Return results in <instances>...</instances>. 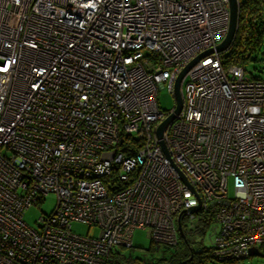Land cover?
<instances>
[{
  "label": "built area",
  "instance_id": "built-area-1",
  "mask_svg": "<svg viewBox=\"0 0 264 264\" xmlns=\"http://www.w3.org/2000/svg\"><path fill=\"white\" fill-rule=\"evenodd\" d=\"M230 19L229 0H0V264H114L135 228L174 246L180 225H215L219 260L262 252L264 78L216 49ZM208 49L159 138V88Z\"/></svg>",
  "mask_w": 264,
  "mask_h": 264
},
{
  "label": "trees",
  "instance_id": "trees-1",
  "mask_svg": "<svg viewBox=\"0 0 264 264\" xmlns=\"http://www.w3.org/2000/svg\"><path fill=\"white\" fill-rule=\"evenodd\" d=\"M239 28L235 39L224 54L226 65L232 62L245 65L249 61H255L259 53L264 54V4L261 0H240ZM207 231L203 228L184 229L185 238L179 237L177 245H164L153 240L148 252L143 258L127 257L121 250H115L114 264H216L221 262H237L244 260L229 259L219 260L214 255L213 246H199L191 238L194 234L204 235ZM259 255L264 254V249ZM248 258V257H246Z\"/></svg>",
  "mask_w": 264,
  "mask_h": 264
},
{
  "label": "rangeland",
  "instance_id": "rangeland-1",
  "mask_svg": "<svg viewBox=\"0 0 264 264\" xmlns=\"http://www.w3.org/2000/svg\"><path fill=\"white\" fill-rule=\"evenodd\" d=\"M145 52V50H143ZM246 72L248 76H260L264 78V54L259 53L258 58L255 61H249L245 64ZM157 99H159V107L161 110H168L174 107L175 98L170 92L169 87L164 85L159 88ZM251 112L257 114L264 111V104H257L250 106ZM229 190L231 195L234 194V189H232V180L229 185ZM57 203V197L54 193H50L46 196V199L40 203L38 206L28 207L24 213V220L29 223L33 228L37 229L39 226V219L44 214L50 215L54 211V207ZM215 225L211 224L207 229L206 233L202 236L200 234H194L191 238L197 244L202 243L203 246H211L215 240L214 237ZM73 231H77L82 235L91 234L98 236L100 233L99 228L93 226L89 227L87 224L81 222H75L72 226ZM133 247H118L122 253H125L127 257H141L143 258L148 252V248L152 242L151 234L149 228H135L132 235ZM201 244L199 246H202ZM212 264V263H211ZM216 264H264V254L262 255H252L244 260L237 262H221L218 261Z\"/></svg>",
  "mask_w": 264,
  "mask_h": 264
},
{
  "label": "water",
  "instance_id": "water-1",
  "mask_svg": "<svg viewBox=\"0 0 264 264\" xmlns=\"http://www.w3.org/2000/svg\"><path fill=\"white\" fill-rule=\"evenodd\" d=\"M230 2V14H231V19H230V28L229 31L227 33V35L225 36L226 38L219 43V45L217 46V50L220 51H226L228 50V48L231 46L232 41L235 38L237 29L239 27L238 22H239V6H240V1L239 0H229ZM213 50L208 49V51H205L199 55L196 56V58H194L193 60L190 61L189 64H187L185 66V68L183 70H181V72L179 73V76L177 77L174 86H175V91H174V98H176V106H175V112L170 114L168 117H166L162 123L158 126L157 130H156V134H158L159 138L163 137V132L165 127L171 123V121L176 117L177 114H179L182 110V106H183V98H182V93H181V82L182 79L185 76V73L194 65L197 63V61L200 58H203L205 56H207L209 53H212ZM200 208V205L193 207L192 210L194 212L198 211V209ZM179 227V231H180V235L185 238V233L183 230V227L178 226ZM185 240L187 241V238H185ZM188 242V241H187ZM252 255H259L257 248H252L250 250V256Z\"/></svg>",
  "mask_w": 264,
  "mask_h": 264
}]
</instances>
